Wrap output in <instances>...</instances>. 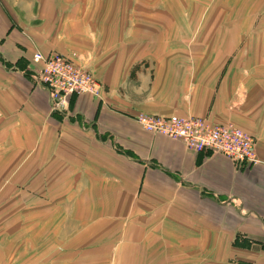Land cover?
Masks as SVG:
<instances>
[{"label": "crops", "instance_id": "crops-1", "mask_svg": "<svg viewBox=\"0 0 264 264\" xmlns=\"http://www.w3.org/2000/svg\"><path fill=\"white\" fill-rule=\"evenodd\" d=\"M213 2L184 13L176 0H0V153L14 156L4 175L36 160L57 199L51 218L62 214L63 238L80 236L90 264H264V36L221 72L244 30L221 27ZM35 51L88 68L101 99L51 108ZM139 113L234 123L256 138L259 162L190 150L142 129Z\"/></svg>", "mask_w": 264, "mask_h": 264}, {"label": "rangeland", "instance_id": "rangeland-1", "mask_svg": "<svg viewBox=\"0 0 264 264\" xmlns=\"http://www.w3.org/2000/svg\"><path fill=\"white\" fill-rule=\"evenodd\" d=\"M212 1H214L212 8H220L218 24L221 27L229 28V25L232 27L237 25L244 30L237 36L234 51L221 55L227 60L221 66L220 71L224 72L231 59H242L243 63H246L251 54L250 51L247 52L248 44L250 47L251 43L262 42L261 36L264 35L255 34L253 31L258 26L264 28V0H206L201 2L176 0L177 9L185 8L184 13L187 9L196 8L197 3L206 6V10ZM126 4H128L127 9H130L129 0ZM155 4L157 7L154 9L164 10L163 3L155 2ZM171 30L174 41L179 36L180 27L176 25ZM218 32H216V43L220 35L217 34ZM231 35L223 32L220 41H223L224 36ZM51 108L57 109L55 104ZM253 138L256 144V138ZM11 157L14 158L13 154L0 153V264H90L89 260L93 257L90 255L86 257L87 249H84V246L78 248L74 242L80 236L70 235L68 238H63L60 232L63 223L58 225L61 220H64L62 214L59 221H53L51 218L53 210L47 208L48 204L57 201V199L54 200L52 191L46 192L52 189L46 187L51 179L36 177L34 158L26 162L24 169L16 164L10 175H4L6 173L5 167L3 168L4 160Z\"/></svg>", "mask_w": 264, "mask_h": 264}, {"label": "built area", "instance_id": "built-area-1", "mask_svg": "<svg viewBox=\"0 0 264 264\" xmlns=\"http://www.w3.org/2000/svg\"><path fill=\"white\" fill-rule=\"evenodd\" d=\"M30 62L36 80L46 87L52 105L57 108H66L73 94H89L101 99L99 79L70 56L57 52L44 55L35 51ZM134 119L145 131L178 139L190 150L218 153L239 165L259 162L253 136L232 123H213L199 116L147 113H139Z\"/></svg>", "mask_w": 264, "mask_h": 264}]
</instances>
